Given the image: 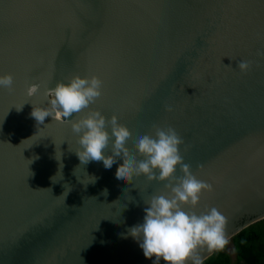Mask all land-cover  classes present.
Listing matches in <instances>:
<instances>
[{"label": "water", "instance_id": "1", "mask_svg": "<svg viewBox=\"0 0 264 264\" xmlns=\"http://www.w3.org/2000/svg\"><path fill=\"white\" fill-rule=\"evenodd\" d=\"M6 74L14 91L0 88V264H154L129 230L165 185L118 180L119 157L111 169L81 164L70 123L31 116L50 106L46 89L75 76L99 77L103 94L70 120L116 115L137 159L138 137L175 129L184 162L211 185L197 214L216 208L228 240L264 220V0H0ZM217 251L200 249L202 263Z\"/></svg>", "mask_w": 264, "mask_h": 264}, {"label": "clouds", "instance_id": "2", "mask_svg": "<svg viewBox=\"0 0 264 264\" xmlns=\"http://www.w3.org/2000/svg\"><path fill=\"white\" fill-rule=\"evenodd\" d=\"M237 67L246 73L251 62L242 60ZM13 86L12 74L0 76V88L12 92ZM39 89V85H31L27 89L28 96H35ZM102 89L103 81L97 76H75L68 83L60 82L55 88L46 89L45 95L51 97L50 106H33L31 116L38 125L44 124L48 117L70 123L73 133L79 137L81 150L75 154L81 164L102 161L106 169H111L119 157L123 164L116 172L118 180L130 184L134 177L144 176L150 182L164 184L166 193L152 195L145 202L148 207L144 209V221L132 227L130 234L139 242L145 258L154 260V264H161V261L164 264H202L200 249L212 252L222 250L228 244L226 218L216 208L199 214L196 211L203 192L210 191L211 185L199 180L191 166L184 162L180 152L183 141L171 127H156L154 136L138 137L135 153L143 159H137V155L129 152L133 143L131 132L119 123L116 115L109 120L100 111L93 110L70 120L74 114L83 113L94 104L102 96ZM109 148L112 155L105 154ZM178 169L182 176H177ZM92 178L95 183L96 178ZM102 195L107 196L108 190L105 189Z\"/></svg>", "mask_w": 264, "mask_h": 264}, {"label": "trees", "instance_id": "3", "mask_svg": "<svg viewBox=\"0 0 264 264\" xmlns=\"http://www.w3.org/2000/svg\"><path fill=\"white\" fill-rule=\"evenodd\" d=\"M235 264H264V220L252 224L230 239ZM226 246L202 264H231Z\"/></svg>", "mask_w": 264, "mask_h": 264}, {"label": "rangeland", "instance_id": "4", "mask_svg": "<svg viewBox=\"0 0 264 264\" xmlns=\"http://www.w3.org/2000/svg\"><path fill=\"white\" fill-rule=\"evenodd\" d=\"M226 253H228L230 260H231V264H235V252L233 250V245L230 241V239L228 240V244L226 245Z\"/></svg>", "mask_w": 264, "mask_h": 264}, {"label": "crops", "instance_id": "5", "mask_svg": "<svg viewBox=\"0 0 264 264\" xmlns=\"http://www.w3.org/2000/svg\"><path fill=\"white\" fill-rule=\"evenodd\" d=\"M228 254V253H227Z\"/></svg>", "mask_w": 264, "mask_h": 264}]
</instances>
